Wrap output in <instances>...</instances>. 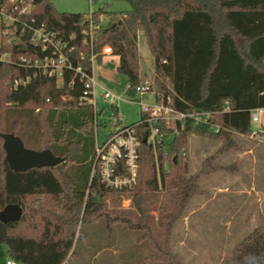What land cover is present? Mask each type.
I'll return each instance as SVG.
<instances>
[{"label": "trees", "instance_id": "obj_1", "mask_svg": "<svg viewBox=\"0 0 264 264\" xmlns=\"http://www.w3.org/2000/svg\"><path fill=\"white\" fill-rule=\"evenodd\" d=\"M130 2L133 9L118 14L103 9L72 14L58 12L51 0H0V210L8 205L22 209L18 222L0 223V248L15 264H67L78 225L101 218L110 229L124 223L141 233L140 240L153 253L138 264H183L172 251V229L192 197L202 194L198 179L205 173L187 176V136L219 137L226 150L236 147L234 136L254 135L251 112L264 109V0ZM139 35L154 63L156 104L183 114L212 115L206 124L176 123L173 134L162 127L164 138L172 139L166 152L163 140L146 142L150 130L141 114L129 126L139 143L134 184L118 191L92 173L95 134L82 131L96 114L83 92L92 59L99 61L109 46L119 61L117 72L129 86L125 94L134 95L141 82ZM59 55L67 66L60 77L49 75L47 63ZM86 97L93 98L90 92ZM1 134L18 136L25 148L27 139L37 151L49 150L64 162L15 173L5 160ZM257 134L264 137V128ZM86 142L90 150L84 153ZM78 161L84 163L81 172L75 167ZM161 188L173 191L175 209L155 222L145 197ZM123 192L130 194L136 224L124 213L108 211L103 201ZM232 250L229 264H264V217Z\"/></svg>", "mask_w": 264, "mask_h": 264}, {"label": "rangeland", "instance_id": "obj_2", "mask_svg": "<svg viewBox=\"0 0 264 264\" xmlns=\"http://www.w3.org/2000/svg\"><path fill=\"white\" fill-rule=\"evenodd\" d=\"M51 3L58 12L72 14H90L100 9L118 14L133 9L130 0H51ZM106 17L100 18L103 24L107 21ZM138 43L142 60L141 81L152 80L154 63L143 36H138ZM91 62V77L95 82L92 104L96 117L82 132L92 131L95 134L96 161H93L92 173L99 175L98 146L119 127L137 124L142 114L141 107L154 109L156 101L152 91L142 97L125 94L126 78L117 72V58L102 55L99 61L92 59ZM105 92L120 100H113L111 105L103 96ZM97 124H101L99 129ZM160 126L165 133L172 132L174 128L171 122ZM250 127L256 135L234 136L236 147L226 150H222L224 142L219 137L192 132L186 138L187 176L200 171L205 173L198 179L202 194L192 197L184 217L172 229V251L178 254L183 264H229L233 247L252 233L264 217V137L257 134L264 128V112L260 113L258 122L250 123ZM25 142L27 149L36 150L35 144L27 139ZM163 142L168 152L171 137L164 138ZM82 149L84 153L90 150L88 142ZM205 162L210 163L211 169L206 170ZM83 165L80 161L75 163L80 172ZM174 197L173 191L163 188L157 194L147 195L145 203L149 216L156 222L160 216L174 211ZM103 201L108 211H116L118 215L124 213L132 224L137 223L138 217L129 193L110 194ZM74 237L75 243L67 264H138L153 253L147 243L140 240V232L128 229L124 223H117L110 229L106 218L93 219L85 226L79 224ZM7 261H12L11 257L1 247L0 264ZM246 262L247 258L242 263Z\"/></svg>", "mask_w": 264, "mask_h": 264}, {"label": "built area", "instance_id": "obj_3", "mask_svg": "<svg viewBox=\"0 0 264 264\" xmlns=\"http://www.w3.org/2000/svg\"><path fill=\"white\" fill-rule=\"evenodd\" d=\"M103 55H111V48H103ZM47 66L51 67L49 75L61 76L62 69L67 66V62L62 55H59L57 59H51ZM87 81L85 84V91L83 92L84 100L92 103V99L86 97L87 92L92 95V87L95 85L92 77H86ZM129 86L124 87L128 90ZM153 91L152 80H142L135 88L134 95L143 96L146 92ZM104 98L109 100L112 105L113 100L119 101V98L110 96L107 92L103 94ZM140 99V106H141ZM264 112V109L253 110L250 118L251 122H258L260 119V113ZM141 113L144 115V119L141 123H147L149 126L150 134L146 139V142L151 144H158L164 139V133L162 132V123H172L174 125L172 134L176 132V123L181 125L185 120H193L195 124H206L208 118L212 115L210 112H190V114H183L170 110L167 107L160 105L155 106L154 109L148 107H141ZM213 132L216 134L220 128L212 126ZM138 140L136 130L133 127L121 126L112 132L110 138H107L103 143L98 146L100 150H97L99 160L100 174L98 175L100 183L104 186L122 191L124 189H131L136 173L138 170L137 159H138ZM96 161V160H95ZM123 172V173H122ZM6 264H15L13 261H7Z\"/></svg>", "mask_w": 264, "mask_h": 264}, {"label": "water", "instance_id": "obj_4", "mask_svg": "<svg viewBox=\"0 0 264 264\" xmlns=\"http://www.w3.org/2000/svg\"><path fill=\"white\" fill-rule=\"evenodd\" d=\"M2 148L5 151V160L8 167L15 173L27 172L34 168H52L64 162L61 157L55 156L49 150H29L22 140L14 134H1ZM22 209L16 205H8L0 210V223L18 222Z\"/></svg>", "mask_w": 264, "mask_h": 264}, {"label": "crops", "instance_id": "obj_5", "mask_svg": "<svg viewBox=\"0 0 264 264\" xmlns=\"http://www.w3.org/2000/svg\"><path fill=\"white\" fill-rule=\"evenodd\" d=\"M105 56H107V55H105ZM254 135H256V134H254ZM2 264H6V263L3 262Z\"/></svg>", "mask_w": 264, "mask_h": 264}]
</instances>
